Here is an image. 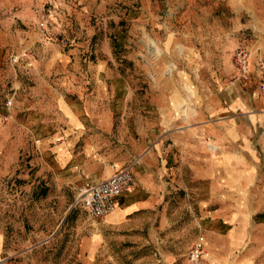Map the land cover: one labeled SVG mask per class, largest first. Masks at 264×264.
<instances>
[{
  "label": "rangeland",
  "instance_id": "obj_1",
  "mask_svg": "<svg viewBox=\"0 0 264 264\" xmlns=\"http://www.w3.org/2000/svg\"><path fill=\"white\" fill-rule=\"evenodd\" d=\"M263 55L264 0H0V264H264ZM95 161L139 211L76 205Z\"/></svg>",
  "mask_w": 264,
  "mask_h": 264
},
{
  "label": "built area",
  "instance_id": "obj_2",
  "mask_svg": "<svg viewBox=\"0 0 264 264\" xmlns=\"http://www.w3.org/2000/svg\"><path fill=\"white\" fill-rule=\"evenodd\" d=\"M44 26V24H42ZM28 56V53L25 54ZM236 64L241 75L245 78L249 72V54L241 49L236 54ZM260 71L262 77V91L264 92V55L260 58ZM15 95L7 98L4 105L2 119L4 122L11 120L14 108ZM110 176L99 183H88L82 186L77 197L76 205L81 206L88 215L95 220H103L116 212L121 200L127 193H132L135 187L133 166H110ZM204 255V238L198 239L191 251L193 264H202Z\"/></svg>",
  "mask_w": 264,
  "mask_h": 264
},
{
  "label": "crops",
  "instance_id": "obj_3",
  "mask_svg": "<svg viewBox=\"0 0 264 264\" xmlns=\"http://www.w3.org/2000/svg\"><path fill=\"white\" fill-rule=\"evenodd\" d=\"M72 115L76 118V115L74 113H72ZM73 116H69L68 120L70 121V123L73 124V127H75V125H74L75 119ZM74 134H76V136H77L80 133H74ZM83 134H85V133H83ZM180 134H185L183 136H186V133H175L173 136L180 138L182 136ZM193 134L197 135V133H193ZM73 138H75V136H73ZM153 154L156 155L157 153L154 151ZM73 158H74V149H73V145H71L69 140L58 145L57 151H56V160H57L58 166L67 168V169H69V171L72 170L74 168L73 166L75 164V162L72 163ZM121 163L122 162L119 161L116 166L124 167V166H119V165H122ZM153 166L155 167L154 170L157 171L158 169L156 168V166L155 165H153ZM171 167L166 168L167 171L169 170V176H171L170 172H172L174 170V168L173 167L171 168ZM75 168H76V170L79 171V176L83 180V185L88 184V183H99L101 181L106 180L111 174L110 168L108 169L107 166L104 167L102 165V163H98L97 161L94 162V165L91 164V165H88L86 167L76 166ZM133 171H134L135 181H136L134 191L132 193H127L124 195V197L121 200L120 206L118 207L116 212L112 214V217L110 218L112 220H119L123 217H127V216L139 211L140 202L135 197H137L138 193L140 192L141 178L139 177V172L135 171V167L133 168ZM157 174H162V172H160V173L156 172L155 175L157 176ZM155 175H153V177ZM134 198H135V200H134Z\"/></svg>",
  "mask_w": 264,
  "mask_h": 264
}]
</instances>
